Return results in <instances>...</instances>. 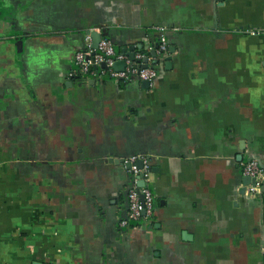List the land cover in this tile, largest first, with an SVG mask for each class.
<instances>
[{"label": "crops", "instance_id": "0c3cea01", "mask_svg": "<svg viewBox=\"0 0 264 264\" xmlns=\"http://www.w3.org/2000/svg\"><path fill=\"white\" fill-rule=\"evenodd\" d=\"M101 27L148 57L166 30L171 65L147 89L73 75ZM133 155L154 211L121 229L114 162ZM250 158L264 166V0H0V264H264Z\"/></svg>", "mask_w": 264, "mask_h": 264}, {"label": "built area", "instance_id": "2783aa9c", "mask_svg": "<svg viewBox=\"0 0 264 264\" xmlns=\"http://www.w3.org/2000/svg\"><path fill=\"white\" fill-rule=\"evenodd\" d=\"M101 30V28L89 30L85 36L86 46L84 50H78L74 53L73 75L77 74L82 78L93 80L107 77L110 80L125 84L133 81H147L149 86H152L157 77L154 61L168 56L169 45L166 39V30L158 29L159 45L156 50V57L134 53L133 59L116 51L108 36H101L97 49L93 50L91 48L92 34L100 36ZM151 58L154 61H151ZM144 59H147L146 63L143 62ZM117 62L124 64L121 71L113 69ZM102 64L105 65V68L100 67ZM122 162L129 165L127 172L130 176V183L127 187V212L125 217L120 220L119 227L129 229L140 224L142 220L150 221L153 216L154 198L149 187L151 168L148 165V159L142 155L130 156ZM240 172L243 177L250 179V183L245 187L247 194L250 197L260 195L264 186V166L261 167L258 160L250 158L240 162ZM139 182H142L143 185L139 186ZM262 251L264 255V246Z\"/></svg>", "mask_w": 264, "mask_h": 264}, {"label": "water", "instance_id": "95a60500", "mask_svg": "<svg viewBox=\"0 0 264 264\" xmlns=\"http://www.w3.org/2000/svg\"><path fill=\"white\" fill-rule=\"evenodd\" d=\"M101 29H102V30H101V35H100V36L97 35V34H92L93 39H92L91 48H92L93 50H96V49H97V44H98V42H99V40H100V37H101V36H107V34H106L107 30H106L105 28H103V27H101ZM88 33H89V31H86V34H88ZM110 40H111V39H110ZM112 43H113V42H112ZM20 44H21V41L18 42V45H20ZM113 45H115V44L113 43ZM158 45H159V44H158V39H157V42H156V44L154 45V49L150 51V56H152V57H156V50H157V48H158ZM119 52H120L121 54H125V55H127L130 59H133V57H134V48L121 47V48H119ZM173 53H174V49H173V48H169V54L171 55V54H173ZM170 55L164 57L165 61L167 62V63H165V67H166V68L169 67V66L171 65V56H170ZM159 60H161V59H157L156 61H154V64L157 65V64L159 63ZM143 62L146 63V62H147V59H144ZM100 67H101V68H105V65L102 64ZM144 67H146V65H144ZM123 68H124V64H123V62H117V63H115L114 66H113V69H115V70H117V71H121ZM93 83H95V80L93 81ZM141 86H142L143 88H146V89H147L148 86H149V82H147V81H142ZM236 159H237L238 161L241 160V156H237ZM114 163H116V164H121V163H122V159H120V160L117 159V161H115ZM259 164H260L261 167H263V165H262V163H261L260 161H259ZM139 166H140V165H139ZM125 168H126V170H128V169H129V165H125ZM151 172L153 173L154 170H151ZM249 183H250V179H249L248 177H242V184H243L244 186H247ZM138 185H139V186H142L143 183H142V182H139ZM262 193H264V186H263L262 189H261V194H262ZM123 196H124L125 204H126V210H125V212H124V217H125V214H126V212H127V188H126L125 192L123 193Z\"/></svg>", "mask_w": 264, "mask_h": 264}]
</instances>
